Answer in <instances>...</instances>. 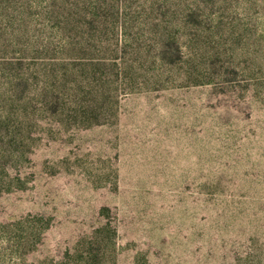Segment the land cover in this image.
Instances as JSON below:
<instances>
[{"label": "rangeland", "instance_id": "1", "mask_svg": "<svg viewBox=\"0 0 264 264\" xmlns=\"http://www.w3.org/2000/svg\"><path fill=\"white\" fill-rule=\"evenodd\" d=\"M0 264H264V0H0Z\"/></svg>", "mask_w": 264, "mask_h": 264}]
</instances>
